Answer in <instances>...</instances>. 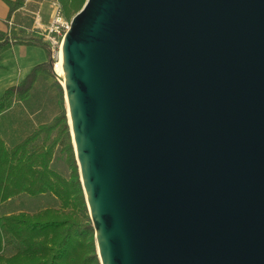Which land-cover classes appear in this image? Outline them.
<instances>
[{
	"label": "water",
	"instance_id": "95a60500",
	"mask_svg": "<svg viewBox=\"0 0 264 264\" xmlns=\"http://www.w3.org/2000/svg\"><path fill=\"white\" fill-rule=\"evenodd\" d=\"M61 57L100 264H264V0H86Z\"/></svg>",
	"mask_w": 264,
	"mask_h": 264
},
{
	"label": "trees",
	"instance_id": "16d2710c",
	"mask_svg": "<svg viewBox=\"0 0 264 264\" xmlns=\"http://www.w3.org/2000/svg\"><path fill=\"white\" fill-rule=\"evenodd\" d=\"M59 1L67 20H71L86 2ZM5 2L11 14L25 0ZM0 39L1 59L2 51L10 47V42L4 37ZM18 42L45 47L48 61L35 66L18 85L5 91L0 98V115L9 110L14 101L26 100L41 75H55V60L46 44L34 38ZM55 85L63 99L61 85L57 81ZM59 147L66 154L70 168L68 177L53 168ZM22 194L51 195L60 202V207L0 213V264H100L64 110L12 148H8L0 136V206ZM8 248L13 250L10 255L6 254Z\"/></svg>",
	"mask_w": 264,
	"mask_h": 264
},
{
	"label": "crops",
	"instance_id": "0c3cea01",
	"mask_svg": "<svg viewBox=\"0 0 264 264\" xmlns=\"http://www.w3.org/2000/svg\"><path fill=\"white\" fill-rule=\"evenodd\" d=\"M11 16L9 13V6L5 0H0V38H7V19ZM18 32V31H15ZM29 38L27 35L23 37H17V40ZM1 40V39H0ZM10 43V47L6 48L1 53L0 59V95L15 85H18L31 71L32 69L42 63L48 61V52L45 47L22 42ZM45 44V43H44ZM11 51H8V50ZM11 53L13 55H11ZM52 77L50 75H41L37 80L35 87L33 88L31 95L24 101H14L13 106L0 115V117L9 114L15 110L18 106L23 108L24 118L14 120L8 128L6 126H0V136L3 138L8 148H12L20 143L27 135L31 134L40 125L45 124V120L41 115V103L39 100L38 92L39 85L45 82H50ZM54 82L52 81L51 85ZM21 114V113H20ZM26 114V115H25ZM26 124L29 126V131L26 136L18 138V132L23 133V128ZM23 124V125H22ZM10 200L9 202H11ZM8 203V202H7Z\"/></svg>",
	"mask_w": 264,
	"mask_h": 264
},
{
	"label": "rangeland",
	"instance_id": "374dc122",
	"mask_svg": "<svg viewBox=\"0 0 264 264\" xmlns=\"http://www.w3.org/2000/svg\"><path fill=\"white\" fill-rule=\"evenodd\" d=\"M25 2H26V0H25ZM42 2H43V5L41 6L39 3H42ZM23 7H25V3L21 7L16 9V10L20 9L18 12H16V22L20 25L25 26V27H31V26H33L34 20H33V16L31 15L30 12L31 11L34 12L39 7H42V10H43L42 12L44 13V10L48 9V0H35L34 2L29 3V5H28V7H26V9H28L30 12L26 11L25 9H21ZM15 11H13V12H15ZM16 34H18L16 37H18V36L23 37V36L27 35L29 38H34L36 40L43 42L40 36L39 37L37 35L30 36V33H27L26 31L25 32H15L14 31V36ZM31 46L34 47L35 45H31ZM8 51H11V50L9 49ZM4 52H6V50ZM11 55H13V54L11 53ZM55 63H57V61H55ZM52 81L54 83L51 85ZM55 81H57L62 87V84L57 79L56 75H53L50 82H48V83L45 82V83L40 84L39 88L37 89L38 92L36 94L37 95L39 94L38 97H39V100L41 103V108H42L41 115H42V118L45 120V123H50L55 119V117H57L58 115L61 114L62 110H64L66 118H67V124H68L67 106H66L64 89L62 87V89H63V99H62L61 94L59 92V89L57 88V85H55ZM3 95L4 94L2 93V95H0V98ZM22 113L24 114L23 108L18 106L15 110L11 111L9 114L0 117V124L2 126L3 125L6 126V128H8L10 126V124L13 123L14 120L16 121V120L22 119V117L24 118V115ZM23 126H24L23 133H20V130L17 133L18 138H22L23 136H26L27 132L29 131L28 130L29 126L26 124V122H25V125H23ZM68 126H69V124H68ZM69 129H70V126H69ZM70 134H71V132H70ZM71 141H72V136H71ZM72 146H73V142H72ZM73 149H74V146H73ZM53 168H54V170L63 174L64 176H66V177L69 176L70 168H69L68 163L66 161V154L62 152L61 147L57 148V150H56ZM46 207H60V202L51 195L35 196L34 197V196L22 194L16 198L12 199L11 202H8L6 204L1 205L0 206V213H2V214L3 213H13V212H19V211L36 212V211L44 209ZM95 244H96V242H95ZM96 251H97V248H96ZM12 253H13V250L11 248H8L6 251V254L10 255Z\"/></svg>",
	"mask_w": 264,
	"mask_h": 264
},
{
	"label": "built area",
	"instance_id": "2783aa9c",
	"mask_svg": "<svg viewBox=\"0 0 264 264\" xmlns=\"http://www.w3.org/2000/svg\"><path fill=\"white\" fill-rule=\"evenodd\" d=\"M35 0H26L25 7L21 9H26L29 3ZM41 6L42 3H39ZM20 10V9H19ZM16 10L11 13V16L7 19V38L10 43H14L17 40V35L14 36V31L27 32L30 36L37 35L40 36L43 43H45L55 61L60 59L62 54V46L66 33L71 27V20H67L62 12L61 4L58 0H48V9L42 12V7H39L36 11L30 12L33 16V26L25 27L16 22ZM56 65V63L54 64Z\"/></svg>",
	"mask_w": 264,
	"mask_h": 264
},
{
	"label": "bare ground",
	"instance_id": "6f19581e",
	"mask_svg": "<svg viewBox=\"0 0 264 264\" xmlns=\"http://www.w3.org/2000/svg\"><path fill=\"white\" fill-rule=\"evenodd\" d=\"M54 69H55V72L57 73L58 76L63 77L62 57H60V59H58ZM61 83H62V85H65L64 81H62V80H61Z\"/></svg>",
	"mask_w": 264,
	"mask_h": 264
}]
</instances>
